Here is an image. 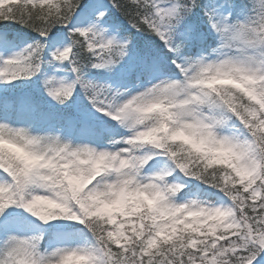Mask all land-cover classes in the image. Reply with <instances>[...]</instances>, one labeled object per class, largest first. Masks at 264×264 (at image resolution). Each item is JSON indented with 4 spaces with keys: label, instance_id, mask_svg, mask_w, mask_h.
Segmentation results:
<instances>
[{
    "label": "snow or ice",
    "instance_id": "1",
    "mask_svg": "<svg viewBox=\"0 0 264 264\" xmlns=\"http://www.w3.org/2000/svg\"><path fill=\"white\" fill-rule=\"evenodd\" d=\"M0 264H264V0H0Z\"/></svg>",
    "mask_w": 264,
    "mask_h": 264
}]
</instances>
